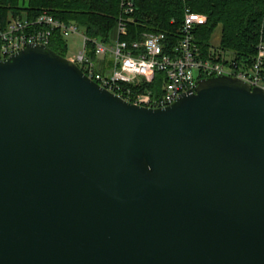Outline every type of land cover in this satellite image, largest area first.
<instances>
[{
    "label": "water",
    "instance_id": "obj_1",
    "mask_svg": "<svg viewBox=\"0 0 264 264\" xmlns=\"http://www.w3.org/2000/svg\"><path fill=\"white\" fill-rule=\"evenodd\" d=\"M0 264H264V89L149 108L44 44L0 59Z\"/></svg>",
    "mask_w": 264,
    "mask_h": 264
},
{
    "label": "built area",
    "instance_id": "obj_2",
    "mask_svg": "<svg viewBox=\"0 0 264 264\" xmlns=\"http://www.w3.org/2000/svg\"><path fill=\"white\" fill-rule=\"evenodd\" d=\"M123 16L117 26V38L107 45L98 40H90L83 33L84 47L75 55L65 56L101 87L131 103L162 108L172 105L181 94L193 91L201 79L224 75L241 79L252 87L264 89V35L257 45V54L251 66L239 63L230 51L211 45L201 48L195 30L207 24V16L187 10L178 38L164 33H146L141 40L127 41L129 16L134 13V0H122ZM65 37L79 34L80 26L74 22L64 23L47 12L36 19H11L0 28V59L24 49L29 44L49 46L54 31ZM95 45L92 58L88 42ZM50 47V46H49ZM110 58L113 67H110ZM157 73L161 92L142 91L129 86L152 83Z\"/></svg>",
    "mask_w": 264,
    "mask_h": 264
},
{
    "label": "trees",
    "instance_id": "obj_3",
    "mask_svg": "<svg viewBox=\"0 0 264 264\" xmlns=\"http://www.w3.org/2000/svg\"><path fill=\"white\" fill-rule=\"evenodd\" d=\"M135 10L127 24L130 42L141 40L146 33H164L178 38L187 10L207 16V24L195 30L199 45L204 50L211 46L215 30L221 28L219 47L230 51L239 63L251 66L257 54V45L264 35V0H134ZM122 0H0V28L11 19H36L47 12L64 23L74 22L90 40L108 44L116 33L123 16ZM49 46L62 56L68 53V44L58 30L54 31ZM95 58V45L87 44ZM157 73L152 83L129 87L139 92H161Z\"/></svg>",
    "mask_w": 264,
    "mask_h": 264
},
{
    "label": "rangeland",
    "instance_id": "obj_4",
    "mask_svg": "<svg viewBox=\"0 0 264 264\" xmlns=\"http://www.w3.org/2000/svg\"><path fill=\"white\" fill-rule=\"evenodd\" d=\"M21 1H26L27 3L28 0H21ZM83 33H84V30L80 28L79 34H70L69 36L65 37V40L69 47L68 49L69 54L75 55L83 49L84 47V39L82 36ZM116 38H117V30H116V33L112 35L111 40L107 45H111L112 43H114L116 41ZM220 39H221V28L218 27L214 32L211 45L215 47H219ZM112 67H113V60L112 58H110L109 68H112Z\"/></svg>",
    "mask_w": 264,
    "mask_h": 264
}]
</instances>
